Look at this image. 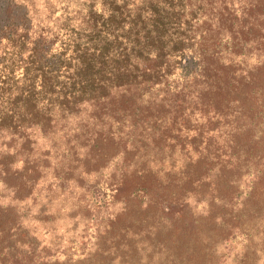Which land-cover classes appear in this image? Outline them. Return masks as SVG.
Wrapping results in <instances>:
<instances>
[{"label": "rangeland", "instance_id": "374dc122", "mask_svg": "<svg viewBox=\"0 0 264 264\" xmlns=\"http://www.w3.org/2000/svg\"><path fill=\"white\" fill-rule=\"evenodd\" d=\"M90 1L0 0V51L11 49V23L47 39L65 19L78 24ZM212 1L231 13L254 2ZM259 27L227 50L237 51V70L264 78ZM200 31L207 49H224L216 42L226 33L206 24ZM185 61L159 83L96 103L95 112L87 106L50 130L28 129L27 141L0 133V151L10 156L0 166V264H264V95L238 112L226 105L230 95H200L191 80L198 57L190 50ZM131 106L137 119L121 111ZM86 111L96 117L86 120ZM140 177L156 180L180 215L161 218L156 203L126 195Z\"/></svg>", "mask_w": 264, "mask_h": 264}, {"label": "trees", "instance_id": "16d2710c", "mask_svg": "<svg viewBox=\"0 0 264 264\" xmlns=\"http://www.w3.org/2000/svg\"><path fill=\"white\" fill-rule=\"evenodd\" d=\"M209 1L196 0L194 7L188 0H91L78 24L65 19L61 32L39 40L28 35L30 25L11 23L7 37L11 49L0 51V133L27 141L28 129L50 130L59 117L81 113L87 106L95 112L96 103H105L113 95H132L135 88L159 83L175 68L186 67V53L190 50L199 61L191 80H199L200 95H216L218 99L230 95L226 105L231 101L238 112H244L245 103L257 99L253 95H264V78L257 76L254 68L237 70V51L227 48L240 45L250 33L263 31L259 24L264 23V18L259 11L264 15V4L248 1L231 13L227 5ZM201 9H210L217 15ZM77 12L81 13V9ZM198 12L208 17L201 19ZM203 24L227 34L216 42L224 46L222 51L207 49L206 41H202L204 34L197 33ZM119 101H124L121 96ZM121 111L128 114L126 111L133 112V108ZM93 112L86 111L85 119L96 117ZM135 112L139 111L133 112L137 119ZM255 113L249 111L250 116ZM240 126L230 132V139L235 140ZM9 157L0 151V166L5 167ZM125 181L117 184L116 201ZM128 182L132 192L126 195L156 203L161 218L170 220L180 215L173 198L158 191L156 180L140 177ZM120 203L125 209V203Z\"/></svg>", "mask_w": 264, "mask_h": 264}]
</instances>
